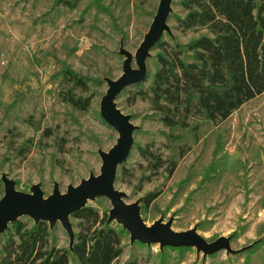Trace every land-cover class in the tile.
<instances>
[{
    "label": "rangeland",
    "instance_id": "1",
    "mask_svg": "<svg viewBox=\"0 0 264 264\" xmlns=\"http://www.w3.org/2000/svg\"><path fill=\"white\" fill-rule=\"evenodd\" d=\"M158 3L101 0L107 12L92 0H75L73 7L55 0H0V198L2 178L20 192L37 186L46 199L54 190L63 194L99 175L100 153L118 137L100 115L101 97L108 80L122 74L127 56L130 68H136L134 54ZM184 14L179 0H172L159 38L166 50L207 32L183 29L176 16ZM157 51L156 44L149 50L144 79L114 99L134 129L113 187L125 203L138 206L146 194H158L140 214L146 226L160 222L176 233L194 230L205 245L219 238L220 247L211 254L194 244L189 250L163 251L160 242L140 246L125 234L113 264H160L162 251V264H264V93L223 121L211 122L194 107L185 127H167L149 91ZM64 66L87 81L86 92L75 90L78 96H92L85 110L61 99L70 86L59 74ZM140 149L158 157L162 167L152 170L153 159ZM85 206L100 218L112 208L105 197L87 200ZM17 219L33 222L26 215ZM69 223L73 236H89L98 227L71 217ZM50 231L57 248L72 246L59 222Z\"/></svg>",
    "mask_w": 264,
    "mask_h": 264
},
{
    "label": "trees",
    "instance_id": "2",
    "mask_svg": "<svg viewBox=\"0 0 264 264\" xmlns=\"http://www.w3.org/2000/svg\"><path fill=\"white\" fill-rule=\"evenodd\" d=\"M55 2L69 7L75 4V0ZM92 3L107 11L101 0ZM179 4L185 14L176 16V20L183 29L207 32L169 50L163 47L161 39L156 42V68L149 85L153 109L162 115V123L171 128L185 127V119L194 107L211 122L223 121L264 93V0H179ZM59 74L70 84L60 93L62 101L85 110L92 96H78L75 90L86 92V79L66 66ZM140 152L153 159L152 170L162 167L160 159L150 151ZM174 167L175 162H170L168 175ZM157 196L148 193L142 198L141 215ZM69 217L98 223V227L89 236L74 234L70 248H57L50 240L46 222H9L0 234V264H113L121 255V239L128 232L120 225L111 226L105 213L100 218L96 210L85 206ZM165 249L180 252L190 247L164 246Z\"/></svg>",
    "mask_w": 264,
    "mask_h": 264
},
{
    "label": "water",
    "instance_id": "3",
    "mask_svg": "<svg viewBox=\"0 0 264 264\" xmlns=\"http://www.w3.org/2000/svg\"><path fill=\"white\" fill-rule=\"evenodd\" d=\"M172 0H159L156 13L148 32L139 44L134 54L135 69L130 68L131 56L123 61L122 74L115 80L107 82V89L100 100L99 112L102 119L111 126L118 134L116 143L106 153H100L101 166L97 177L82 181L75 187H70L65 193L60 194L57 190L46 199L42 197L40 189L35 186L31 193L17 191L12 181L2 178L4 186L3 195L0 198V234L9 222L17 220L20 215H26L34 223L46 222L52 228L59 222L63 229L74 239L69 215L85 207L87 200L97 197L109 199L112 208L109 210L107 222L114 220L129 234L130 242L149 244L160 242L162 247H180L194 244L197 249L206 254L216 252L220 247L221 240L218 238L212 243L205 245L194 230L185 232H173L168 224L155 222L146 226L140 215V206L136 203L127 204L122 200V193L113 187L116 168L124 162L132 144V131L134 127L129 123L128 117L121 114L114 105V99L118 93L131 84L141 82L146 73L145 59L149 50L159 40L165 28V20L170 9ZM125 54V52H123Z\"/></svg>",
    "mask_w": 264,
    "mask_h": 264
}]
</instances>
